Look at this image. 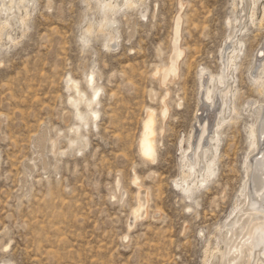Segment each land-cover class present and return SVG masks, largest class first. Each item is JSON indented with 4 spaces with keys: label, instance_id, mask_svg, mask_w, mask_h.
<instances>
[{
    "label": "rangeland",
    "instance_id": "obj_1",
    "mask_svg": "<svg viewBox=\"0 0 264 264\" xmlns=\"http://www.w3.org/2000/svg\"><path fill=\"white\" fill-rule=\"evenodd\" d=\"M138 1L107 14L115 40L107 27L98 32L104 13L96 0H31L25 22L17 18L20 6L9 27L0 28V264L220 262L221 235L242 201L245 160L255 152L247 134L255 122L250 108L264 102L253 81L254 59L264 56V0ZM178 13L182 56L177 77L164 85L156 71L168 64ZM232 47L226 96L237 109L235 122L218 128L213 177L181 190L176 183L185 155L192 157L190 137L219 102L215 93L210 108L199 110L200 82L221 74ZM67 77L88 100L98 88L94 120L82 123V103L81 116L74 115ZM164 95L169 107L162 121ZM147 108L155 114L153 161L137 151ZM143 191L149 204L132 225Z\"/></svg>",
    "mask_w": 264,
    "mask_h": 264
},
{
    "label": "bare ground",
    "instance_id": "obj_2",
    "mask_svg": "<svg viewBox=\"0 0 264 264\" xmlns=\"http://www.w3.org/2000/svg\"><path fill=\"white\" fill-rule=\"evenodd\" d=\"M136 1L135 0H122V3L120 4L119 2H117V0H96V4L98 8L102 9L104 13V19H103L104 25L99 28L98 32L104 31L103 28L107 27L108 28L107 32L110 37V40L111 38L114 39V37L116 36V33H115L116 28L114 29L110 27V25H112L110 23H114V22H107V19H106L107 14L118 10L120 6H124L126 8L130 6L132 7L133 4L137 3ZM27 2H31V0H5V1L0 0V14L1 13L5 14L0 22L1 30L4 27L6 28V26H8L9 18L11 20V18L13 19V17L16 16L15 13L18 12L17 10L19 9L20 6L22 10L24 11V13L23 15L18 14L17 18H18V21H20V23L25 22L24 19L28 14L25 10L24 4ZM180 5L181 4L179 3L178 9L181 10ZM27 6L29 5H26V7ZM10 10L12 11L9 12ZM253 12H254L253 9L251 12H249L250 20L253 19ZM261 13L262 15H264L263 7H262ZM180 15L181 14L178 13L174 20L173 35H172V40H171V55L169 56L168 64L165 67H163L162 72H161V69L159 68L156 71V74H158V77H159L158 79L159 82L164 85L167 82H170L171 80L173 81L174 77L175 78L177 77L176 75H177L178 61L182 56V49L178 43L179 42L178 39L180 38L179 36L180 35L179 34L180 22L182 19ZM261 21L262 19L259 22ZM86 32L90 33L91 29L88 28ZM235 45L237 47V45L239 44H235ZM230 49H229L230 51L228 50L229 51L228 53L226 52L227 53L226 59H225V63L223 64L224 69L222 70L221 74L217 76L209 75V78L204 85H203V81L200 82L201 83L200 85L204 86L203 87L204 93L201 94L202 96L200 98L199 110H201L202 112L203 110H208L207 108H210V105L213 104V98H214L215 93L219 94V102L216 101L217 106L215 110H212V112L211 111L209 112L208 110L207 112L208 115L201 116V118L199 117V120L197 121V124H198L197 134L193 133L190 137L189 146H190V149L193 150L192 157L185 155L184 157L185 159L182 160L183 168H185L183 169L181 173L182 179L178 183H176L177 186L179 185L181 190L187 191L190 188V185L191 186L194 185L195 187L197 186V184H204L205 181H208L207 179H210L211 177H213L211 175L214 173V169H215L213 167V164H214V159H215L214 154L217 152L216 148H218L217 147L218 133H219L218 128L220 130L221 129L220 126H222L223 123H225L226 121H229L232 123L235 122V121H231L234 119L231 113H233L234 115L235 114L237 115V109L234 107V104L232 103V101H229V97L231 95L228 94V96L229 95L230 96L229 97L226 96L227 93L231 92L230 91L231 82L229 83L228 81L230 79V76L227 75L228 73L227 68L229 69L231 68L230 65L233 63V60L236 54L235 49L237 48L234 49V47H232ZM260 51L262 53L263 49L261 48L259 52ZM258 54L260 55V53ZM254 60L257 61L258 63L256 65L257 66L256 75H254V71L253 73H251L254 75L253 81L255 82L254 84L256 86L257 92H259V94L260 93L264 94V56H261V57L259 56L258 58ZM225 69H226V73H225ZM204 72L205 70L204 71L203 69L200 70L199 78L202 77ZM87 77H88L86 80L87 86H89L92 89V86H93L92 82L94 80V75L93 73H91ZM231 78H233V76ZM65 81H66V87L70 88L69 90H73L75 93L73 97L69 98V103L72 106V108H74V111H75L74 115L77 118H79L78 116H81L80 108H79L80 106L78 105L82 103L85 106V109H87V111L84 113V117L82 118V123L83 124L87 123L86 121H87L88 116H90L91 120H94L98 114L95 110H93L94 109L93 106L96 103H98L97 102V97L99 93L98 88L94 90L93 97L88 100L85 93L79 88L77 81L69 77H67ZM234 82L235 81H233V83ZM167 95L163 96V102L160 108V119L161 120L162 119L164 120V117L166 116L168 107H169L167 102L165 101ZM233 97L235 96L233 95ZM252 103L254 104V102ZM246 105L248 107V104ZM252 107L251 108L249 107V108L253 109L254 116H255V122L254 124L249 125L250 127H248L247 134L249 137V146L253 150L255 149L254 150L255 152L251 155V158H247L245 160V170H246L247 180L244 183L243 191H241L242 201L239 204H236L235 208L232 210V212L235 211L234 215H232V217L230 216L231 219L224 226L225 228L221 235L222 249L220 251L218 250L219 251L218 258L220 262L217 264H264V114H263L264 102L263 104L259 103ZM226 109L228 110V113ZM245 111H246V108H245ZM210 122H212L213 127H212V130L209 131V135H208L209 144L207 143L203 147L202 146L203 144H201V139L202 137L205 136L204 135L205 132L209 130L208 124ZM72 132L76 134V138L79 136L78 133L80 134V132H78V127H72ZM155 133H156L155 114L151 108H147L146 113L144 115L142 126L140 128V134H139L138 143H137L138 154L144 160H147V161L154 160V157H155L154 139L156 135ZM85 142L83 140L81 144H85ZM202 143L204 142L202 141ZM70 145L72 146V144ZM208 152H209V155H207ZM199 155L201 156V159H203L202 161L204 162L201 169L195 168L197 167L195 165H197L200 160ZM190 176L192 177L191 179L188 180ZM145 191H143L141 194L137 193L136 195V204L130 214L129 223L132 225L133 223L135 224V221H138L140 217L143 218L142 216H145V213L147 210L146 205L149 204L147 203V192ZM217 248H218V245H217ZM217 248H215V250Z\"/></svg>",
    "mask_w": 264,
    "mask_h": 264
}]
</instances>
